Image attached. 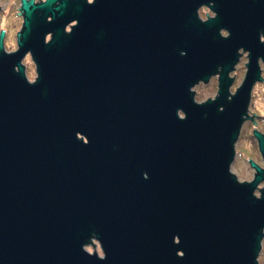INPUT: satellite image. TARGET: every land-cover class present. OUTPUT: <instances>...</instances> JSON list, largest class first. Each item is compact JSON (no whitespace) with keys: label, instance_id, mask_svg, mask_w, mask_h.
Returning a JSON list of instances; mask_svg holds the SVG:
<instances>
[{"label":"water","instance_id":"water-1","mask_svg":"<svg viewBox=\"0 0 264 264\" xmlns=\"http://www.w3.org/2000/svg\"><path fill=\"white\" fill-rule=\"evenodd\" d=\"M193 2L21 0L18 47L0 33V264H260L264 167L231 165L264 5L202 22ZM219 67L217 94L197 100Z\"/></svg>","mask_w":264,"mask_h":264},{"label":"flooded vegetation","instance_id":"flooded-vegetation-1","mask_svg":"<svg viewBox=\"0 0 264 264\" xmlns=\"http://www.w3.org/2000/svg\"><path fill=\"white\" fill-rule=\"evenodd\" d=\"M40 1H43V0H35V2H40ZM192 1H194L193 2L194 4H192L191 10H193L194 14L202 22H204V21H206L207 19H210V18H215L217 16H219V17L224 19V18H227V17H231V15L247 14L249 11L251 12V14H254V16H255L258 13L259 7H263V5H264L263 0H192ZM20 6H21V0H20ZM18 15L20 17L19 18L20 19V24H19V27L17 28L18 29V33H19L22 30V28H23V19H24L23 17L24 16H23V14H20V13H18ZM50 18L51 17L48 16V20ZM70 26H71V24H68L67 27H65V30L66 31H70V29H71ZM256 28H257L256 32H254V33L257 35L258 41L259 42H264V27L262 25H260L259 22H258L257 25H256ZM229 29L230 28L227 26L226 22H224V23H222V25L217 30H218V33L222 37H228L231 34V30H229ZM4 31H5V35H4V38H5L6 34H7V31L6 30H4ZM50 37H51V34H48L46 36V41L47 42L51 39ZM17 47H18V42H16V45H15L14 48L12 47V48L6 49V50L7 51H12V50H15ZM236 50H237L236 52H237L238 58H237L236 62L233 65V69L229 72V76L231 78H233V81H232L233 83L230 86V90H231L232 93H234L236 91V88L240 85V84H238V85H235V87H234V83H235L234 81H236V79H237L236 77H238V72L236 70L242 69V70H240V74L242 75L241 78L243 80V78L245 76V73L247 71L246 64L249 61L248 60L249 59V50H246L244 46H240ZM27 58H30V60L32 59L31 55L29 53L25 56L23 61H25ZM258 60H259V65H260V70H261L260 75L262 76V80L256 81L255 83H257V82L264 83V62H263L261 57ZM35 68H36V66H35ZM220 71H221V67H219L218 71H216V73L213 74L211 76V78H210V80H216V82H215L216 83V93H215V95L217 94V91H218L219 77H220V73H221ZM202 83H204V82L201 81V82H199L196 85H199V84H202ZM253 88H254V86H253ZM194 91H195V97H196V95H197L196 93L197 92H196V90H194ZM252 91H253V89H252ZM252 96H253V94H251V99L249 101L250 103H249V107H248V112L250 114V118L246 119L243 122V124L247 120H251V118L253 119L254 115H255L254 114L255 113L254 109H252V107L250 108V106L253 104V102H251L252 101ZM257 117L258 118H263V116H257ZM257 128H261V127L260 126H254L252 128L251 134L247 136V138H249V140H250V145H251L250 148H252V153L251 154L254 155V156L247 155V157L245 158L244 157L245 155H243L244 154L243 150L239 151V148H238L237 151L235 152V158L233 159V162H235V159H237V158H238V162L239 163L247 162L246 164L250 168L254 169V174H253L254 176H255L257 171H256V168L253 165H251L253 162L256 163V165L264 167L263 156H262L261 151L259 149V141H258V138L255 135V131H259L260 133L264 134V130H262V129L258 130ZM241 130H242V128H241ZM240 137L241 136H239V139H240ZM236 144H238V143H236ZM241 144H243V142H241ZM238 156H240V158ZM233 162H232V164H233ZM245 169H248V168H245Z\"/></svg>","mask_w":264,"mask_h":264},{"label":"rangeland","instance_id":"rangeland-1","mask_svg":"<svg viewBox=\"0 0 264 264\" xmlns=\"http://www.w3.org/2000/svg\"><path fill=\"white\" fill-rule=\"evenodd\" d=\"M2 4H0V33L2 30H6L7 34L5 37L6 42V48H14L16 45V42H18V27L20 24V17L18 13L20 12V0H1ZM6 28V29H5ZM26 66V74L28 75L29 79H35L36 78V68L35 64L33 63L30 58H27L25 61ZM242 70V69H240ZM240 70H236L238 72V77H236V81H234V87L235 85H238L242 81V75L240 74ZM216 80H210L209 82L202 83L195 86L196 90V99H201L205 96H208L212 93L216 92ZM252 109L255 111L254 118L251 120H247L243 126H242V133H240L241 137L239 140H237L238 144H234L235 149L239 148V151L243 150V155L246 158L247 155H252V148L250 145V140L247 138L248 135L251 134L252 128L256 126H260L262 130H264V83L257 82L254 85L253 91H252ZM257 116H263V118H258ZM243 142V144H241ZM238 145V146H237ZM240 158V156H238ZM235 158V156H234ZM244 159V158H243ZM245 160V159H244ZM233 162V161H232ZM247 162L239 163L238 158L235 159V162H233L232 169L238 173L241 177H253L254 175V169L250 168L247 164ZM248 168V169H245ZM264 186V182H262L258 187V195L261 194V189ZM95 245L89 244L86 246L88 249H100V246H98V242L94 239ZM101 250V249H100ZM259 259L260 264H264V238H263V245L261 248V251L259 253Z\"/></svg>","mask_w":264,"mask_h":264},{"label":"snow or ice","instance_id":"snow-or-ice-1","mask_svg":"<svg viewBox=\"0 0 264 264\" xmlns=\"http://www.w3.org/2000/svg\"><path fill=\"white\" fill-rule=\"evenodd\" d=\"M89 251H91V249H89Z\"/></svg>","mask_w":264,"mask_h":264}]
</instances>
